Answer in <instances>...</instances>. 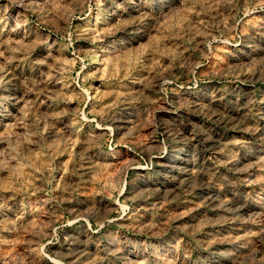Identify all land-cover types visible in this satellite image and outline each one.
<instances>
[{
    "label": "rangeland",
    "instance_id": "374dc122",
    "mask_svg": "<svg viewBox=\"0 0 264 264\" xmlns=\"http://www.w3.org/2000/svg\"><path fill=\"white\" fill-rule=\"evenodd\" d=\"M0 264H264V0H0Z\"/></svg>",
    "mask_w": 264,
    "mask_h": 264
}]
</instances>
